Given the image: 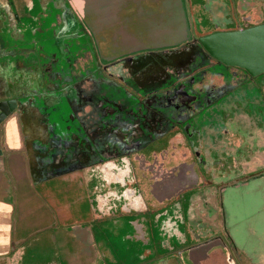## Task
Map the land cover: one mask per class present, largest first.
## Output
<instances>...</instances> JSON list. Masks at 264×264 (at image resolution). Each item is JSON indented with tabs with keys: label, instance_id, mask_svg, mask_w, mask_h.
Instances as JSON below:
<instances>
[{
	"label": "flooded vegetation",
	"instance_id": "af4514ba",
	"mask_svg": "<svg viewBox=\"0 0 264 264\" xmlns=\"http://www.w3.org/2000/svg\"><path fill=\"white\" fill-rule=\"evenodd\" d=\"M187 2L190 40L126 58H99L83 27L65 21L57 29L56 18L39 34H24L13 48L0 34L1 50L16 53H0V101H17L0 123L18 160L9 164L11 182L18 195L19 189L32 191L41 203L37 207L27 198L21 204L29 216L17 226L23 236L14 246L20 240L16 245L27 247V264L264 259L245 244L246 223L253 226L257 219L254 226L264 233V212L257 207L262 194L247 192L253 196L240 201L234 196L237 181L264 167L238 173L240 150L232 144L241 140L228 141L233 154L227 145L215 148L216 140L229 134L228 114L220 106L246 99L248 113L264 120V73L252 77L224 66L198 42L218 30L264 23L262 10L251 0ZM51 11L57 14L54 7ZM56 96L60 100L53 104ZM245 152L251 158L259 154L248 147ZM260 180L244 189L261 188ZM247 200L256 205L242 217ZM165 219L173 228L166 229Z\"/></svg>",
	"mask_w": 264,
	"mask_h": 264
},
{
	"label": "crops",
	"instance_id": "0c3cea01",
	"mask_svg": "<svg viewBox=\"0 0 264 264\" xmlns=\"http://www.w3.org/2000/svg\"><path fill=\"white\" fill-rule=\"evenodd\" d=\"M52 7L56 9V15L51 11ZM183 7L182 0H0V34L2 38L5 36L6 45L13 48L22 43L24 34H39L44 26L48 27L49 19L54 21L56 18V26L60 23L64 26L67 21L83 27L94 48L96 41L101 49H114L112 54H119L120 50L130 54L134 50L175 44L185 38L187 25ZM186 14L192 32L188 8ZM139 32L143 35L138 36ZM3 45L0 44V53L4 54L1 56L16 54L11 48L3 47L5 50H1ZM4 128L0 126V264H27L23 258L27 255V247L16 245L20 240L14 247L12 245L15 238L23 236L17 227L25 215L21 204L29 198L35 200L39 207L40 199L38 194L29 190H24L25 193L19 189L18 195L11 182L13 173L9 164L18 160L7 148ZM164 225L166 229L167 226L173 228L166 219ZM185 253L187 259L188 254ZM255 264H264V260Z\"/></svg>",
	"mask_w": 264,
	"mask_h": 264
},
{
	"label": "water",
	"instance_id": "95a60500",
	"mask_svg": "<svg viewBox=\"0 0 264 264\" xmlns=\"http://www.w3.org/2000/svg\"><path fill=\"white\" fill-rule=\"evenodd\" d=\"M182 3L184 5L183 10L185 13V23L187 25V33L185 35V38L181 39L178 43H185L186 41L190 40L192 37L189 20L186 14L185 0H182ZM212 11L213 9H211L210 12ZM61 24L62 23H60V25L57 26V29L61 26ZM214 28L217 29L218 26L215 25ZM198 42L208 55L216 59L219 63H221L224 66L241 69L246 74L252 77L264 73V23H258L252 25L246 24L243 29H236L230 31L218 30L210 34H207L205 36L199 37ZM178 43L171 45H177ZM95 44H96L95 49L97 55L99 56V58H101L102 56L104 59H110V57L113 55H116L114 56L115 59H119V58H124L127 55H131L135 52H141L145 50L157 51V50H162L165 47L171 46L170 44H168L167 46H159L157 48L134 50L130 54L129 53L127 54L126 52H123V50H120L119 54H112L115 51L114 49H104V48L101 49L99 48V45L96 43V41ZM55 45L57 46L56 43ZM102 62L106 63L105 60H102ZM70 89L72 90L71 96H76L77 93L76 89L73 87H69V90ZM60 97L61 96L54 97L56 98V101L53 104H57L60 100ZM45 98L46 97L42 98V100L44 101L45 109H49V107L52 105L46 103ZM16 104L17 101L15 98L7 101L4 100L0 101V123L8 115H10V112L16 107ZM7 108L11 110H8ZM0 153H2L1 150ZM193 171L195 172V170ZM260 178H264V172L259 173L257 176H253L251 178L237 181L235 185L239 186L238 187L239 190L235 191L237 193H234V196L237 198V201H240L239 200L240 198H245V197L248 198L249 196H253V195L258 196L259 193L253 195H249L247 193V192L253 193L256 190V188H252V189L250 188V190L249 188H247L248 190H245L244 188L241 189L240 186L243 185L245 186L248 183L253 182L254 180H258ZM247 201L248 202L245 203L246 204L245 208H243L245 210L249 208V206L253 207L254 204L253 203L254 200L253 201L247 200ZM12 247H14V244L12 245Z\"/></svg>",
	"mask_w": 264,
	"mask_h": 264
},
{
	"label": "rangeland",
	"instance_id": "374dc122",
	"mask_svg": "<svg viewBox=\"0 0 264 264\" xmlns=\"http://www.w3.org/2000/svg\"><path fill=\"white\" fill-rule=\"evenodd\" d=\"M187 0H185V6L186 4L188 8L189 13L192 11L190 3L186 2ZM252 2H254L256 8H260L262 10V16L264 19V0H251ZM190 16V19H192V16ZM129 31V30H128ZM143 33L139 32L138 36H142ZM249 100H242L239 99L238 102L234 103L232 102L231 104L226 103L224 106H220L218 109H220L222 112L227 113V118L224 120V125L227 127V131L229 132V134L226 136L223 134L222 137L218 138V140H216V147L217 149H221L224 148V146L227 145V151L228 149V141L229 140H236L239 142L240 141V145L239 144H232L233 147L235 145V147H239L240 150V155L238 156V167L240 168V171L237 169L238 173H243V174H249L250 172L253 173L254 171H257L261 168L264 167V134L263 135H259L257 134V132H259L262 128L261 126H264V120L261 121V119H259L257 116H254L248 113V109H247V104L249 103ZM257 103H259L260 101H256ZM213 129V128H212ZM210 134H212L210 130H208ZM232 133V134H231ZM228 136H232L233 138L231 139ZM205 145H208L207 143ZM246 146V147H245ZM253 148L255 150L259 151V154H257L254 158L251 157H247L248 155L246 154V148ZM208 148V146H207ZM209 151H212V148L209 147L208 148ZM234 149V148H233ZM233 149L232 147H230V150L228 151V154L232 153L233 154ZM236 155H232L231 157H233ZM261 182H263L264 180H260ZM256 182V181H255ZM249 185H245L243 186V188L247 187ZM261 188L258 189H254L255 191L253 192V194H262V198H261V202L260 204L257 206L258 208H261V210L264 212V186L260 185ZM253 205H256V203H254ZM31 206V205H29ZM25 209V208H24ZM248 211V210H247ZM247 211L245 212L244 210L240 211L241 212V216L245 217L247 216ZM35 213V211H34ZM264 216V213H262ZM29 214L25 211V215L23 216L21 221H24L26 219H28ZM107 222V221H106ZM105 222V223H106ZM111 222L108 221L106 227L110 224ZM254 223V222H253ZM255 224V223H254ZM253 226L250 223H246V233L248 235V237L250 238L248 243L250 242V246L248 245V243L246 244V248L248 250H253V251H257V253L259 254L254 255V257L258 258L261 255L264 254V233L263 235H260V233H258L257 229L255 228V226ZM105 226V225H103ZM252 227V229L248 228V227ZM130 231V228H129ZM136 244V243H135ZM136 247H138V245H135ZM264 260V259H263Z\"/></svg>",
	"mask_w": 264,
	"mask_h": 264
},
{
	"label": "trees",
	"instance_id": "16d2710c",
	"mask_svg": "<svg viewBox=\"0 0 264 264\" xmlns=\"http://www.w3.org/2000/svg\"><path fill=\"white\" fill-rule=\"evenodd\" d=\"M80 64H82V63H80ZM87 65H88V67H89L88 60H86V61H85V66L81 65L82 67H84V68H83V70H86V68H85V67H86ZM82 96H83V95H82ZM84 96H85V95H84ZM83 102H85V99H84V101H83Z\"/></svg>",
	"mask_w": 264,
	"mask_h": 264
}]
</instances>
